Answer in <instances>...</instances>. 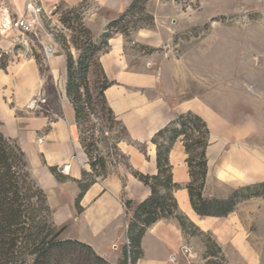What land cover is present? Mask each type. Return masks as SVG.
Returning <instances> with one entry per match:
<instances>
[{"label": "crops", "instance_id": "obj_1", "mask_svg": "<svg viewBox=\"0 0 264 264\" xmlns=\"http://www.w3.org/2000/svg\"><path fill=\"white\" fill-rule=\"evenodd\" d=\"M36 1L48 16L62 1L71 6L86 3L83 19L94 34L100 35L110 22L130 10L134 0ZM38 21L41 22L39 16ZM151 35L150 30L140 29L134 40L149 44ZM126 42L124 35L115 31L108 38V49L99 54L104 72L113 82L104 90L108 106L129 134V140L118 144L125 158L108 163L107 173L93 174L80 139L82 125L75 106L66 88L55 87L61 76L59 62L50 63L49 82L33 54L6 70L0 68V131L24 151L30 175L45 192L52 221L61 229V240L88 244L111 264H187L180 251L191 235L175 218L157 220L146 229L139 244L131 243L141 225L136 214L152 194L151 187L137 173L158 174L157 145L152 138L176 117L192 111L207 121L212 114L200 97L190 96L192 86L200 88V83L192 82L191 69L184 60L157 54L142 56V61L135 64L126 52ZM42 89L49 92L48 108L42 112L25 109L28 100ZM208 125L214 142V126L211 122ZM215 152L210 146L205 197L220 198L212 192L218 186L238 188L258 181L254 157L239 161L235 157L233 163L243 175L233 174L236 184L223 181L216 174ZM187 158L179 137L169 156L173 180L180 184L173 191L179 211L196 228L212 234L224 263L264 264V208L257 206L263 216L256 219L254 203L255 197L264 201V196L240 201L227 216L200 215L193 209L187 188L191 182ZM222 160L219 168L227 165L226 157ZM255 223L263 228L262 234L253 230ZM221 257L207 256L202 262H217Z\"/></svg>", "mask_w": 264, "mask_h": 264}, {"label": "rangeland", "instance_id": "obj_2", "mask_svg": "<svg viewBox=\"0 0 264 264\" xmlns=\"http://www.w3.org/2000/svg\"><path fill=\"white\" fill-rule=\"evenodd\" d=\"M29 1L40 5L36 0H0V68L6 70L33 54L49 82L51 64L59 62L61 76L55 87L58 90L66 88L67 93L70 72L93 51L92 59L87 61V89L81 88L83 101L89 102L80 121V139L97 163L96 169H92L94 175L107 173L108 163L124 159L118 144L129 140L126 127L112 118L101 94L110 80L99 61V54L108 49V38L116 31L124 35L126 52L135 64L145 56L160 54L161 57L184 60L190 67L192 82L200 83V88L192 86L189 94L200 97L212 114L208 120L214 126L216 137L212 142L210 135L209 147L216 150L213 157L217 176L230 184H233L231 181L235 183L233 174L243 175L233 163L235 157L238 161L254 157L256 175H260L255 183L264 181V0H148L143 9L131 7L122 14L116 26L109 31L106 28L100 35L94 34L83 19L88 5L71 6L66 1L60 2L56 13L50 16L42 8L38 13L41 22H37V28L22 33L6 19L27 14ZM140 29L150 30L149 44L134 40ZM86 46L88 50H85ZM45 92L48 97L45 107L48 108L49 92ZM33 97L25 109L31 110L28 104ZM169 135L167 132L158 137V142L166 143ZM192 155L198 156L195 151ZM225 157L227 165L219 168ZM102 159L105 168L101 165ZM198 183L199 180L196 185ZM234 189L237 187L225 184L212 192L226 198ZM259 193L264 194V191ZM254 203L256 219H259L263 212H257V206L264 208L263 198L255 197ZM259 225L255 223L252 228L262 234L263 228ZM188 232L191 238L184 245L199 254L196 264H226L219 256L220 248L210 232L198 228H190ZM212 253L221 257L220 260L202 262V258L212 256Z\"/></svg>", "mask_w": 264, "mask_h": 264}, {"label": "trees", "instance_id": "obj_3", "mask_svg": "<svg viewBox=\"0 0 264 264\" xmlns=\"http://www.w3.org/2000/svg\"><path fill=\"white\" fill-rule=\"evenodd\" d=\"M148 0H134L133 9H143ZM118 19L108 24L107 30L116 26ZM85 50H88L87 46ZM93 51L81 59L79 67L70 72L71 77L67 94L75 106L78 119L85 116L89 101H83L82 87L88 74L87 61L92 59ZM103 87L101 92L107 103ZM108 105V104H107ZM112 118L113 110L108 106ZM1 124V122H0ZM170 133L166 143L157 138ZM211 131L206 120L200 115L188 111L176 117L169 126L160 130L152 138L157 145V175L137 173L138 177L152 189L151 196L140 206L136 214L141 225L131 237V243L139 244L146 229L161 218L177 219L183 230L196 226L183 215L178 208L173 191L180 187L174 182L170 152L179 137L183 138L187 162L190 168L191 182L187 185L193 209L200 215L227 216L235 210L242 199L262 196L264 181L234 189L226 198H207L203 194L208 174L207 149L210 145ZM85 152L93 170L97 163L91 158L88 146ZM195 151L198 156L192 155ZM196 158H199L197 161ZM101 165L105 168V161ZM197 168V172L195 171ZM197 173V175H196ZM199 180L198 185L196 182ZM254 189V190H253ZM129 202L127 203V205ZM189 228V229H188ZM61 229L52 221V210L47 203L45 192L32 179L29 164L24 151L13 139L0 131V264H111L99 256L88 244L77 240H61ZM211 255V254H210ZM91 256L93 258H91ZM212 256H217L213 254ZM211 262L213 259H210ZM210 262V261H209ZM214 262V261H213Z\"/></svg>", "mask_w": 264, "mask_h": 264}, {"label": "built area", "instance_id": "obj_4", "mask_svg": "<svg viewBox=\"0 0 264 264\" xmlns=\"http://www.w3.org/2000/svg\"><path fill=\"white\" fill-rule=\"evenodd\" d=\"M42 10V7L36 6L34 2L29 1L28 2V13L19 16L13 20H10V23L12 27L16 28L17 30L22 31V33H27L28 31H32L33 29H36L37 22L38 21V13ZM48 97L46 95L45 91H41L38 95L33 97L29 104L28 108L31 110H39L42 112L45 111L47 108ZM181 254L185 257V260L187 264H195L196 261L199 259V254L190 246L183 245L181 247ZM173 259H176V255H173Z\"/></svg>", "mask_w": 264, "mask_h": 264}, {"label": "bare ground", "instance_id": "obj_5", "mask_svg": "<svg viewBox=\"0 0 264 264\" xmlns=\"http://www.w3.org/2000/svg\"><path fill=\"white\" fill-rule=\"evenodd\" d=\"M6 22H7V23H10V19L7 18V19H6ZM9 26H10V25H9Z\"/></svg>", "mask_w": 264, "mask_h": 264}]
</instances>
